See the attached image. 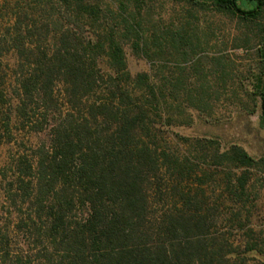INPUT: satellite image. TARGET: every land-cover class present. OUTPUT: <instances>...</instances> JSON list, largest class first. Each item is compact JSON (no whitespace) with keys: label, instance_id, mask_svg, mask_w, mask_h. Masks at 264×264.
I'll list each match as a JSON object with an SVG mask.
<instances>
[{"label":"trees","instance_id":"16d2710c","mask_svg":"<svg viewBox=\"0 0 264 264\" xmlns=\"http://www.w3.org/2000/svg\"><path fill=\"white\" fill-rule=\"evenodd\" d=\"M139 1H1L0 20L9 25L0 28V55L10 52L18 67L14 120L48 128L47 144L13 163L7 198L14 206L26 199L30 209L17 224L41 244L42 264H228L230 258L244 264L246 253L264 252L260 233L244 229L251 172L264 170V158L236 143L222 149L215 139L178 132L186 150L160 143L155 117L161 122L160 112L167 113L160 124L171 125L167 98L188 96L189 89L181 75L172 82L152 80L149 71L132 74L125 47L152 67L154 58L186 56L194 46L169 35V45L154 36L148 43ZM190 1L264 22V0ZM259 44L252 95L264 126V36ZM2 84L0 77V106L7 102ZM207 184L240 206L225 218L229 229L242 231L236 247L210 235L216 207L207 200ZM6 238L0 234V264L13 261Z\"/></svg>","mask_w":264,"mask_h":264},{"label":"rangeland","instance_id":"374dc122","mask_svg":"<svg viewBox=\"0 0 264 264\" xmlns=\"http://www.w3.org/2000/svg\"><path fill=\"white\" fill-rule=\"evenodd\" d=\"M13 1L9 0V5ZM139 4L137 19L148 43L154 36L159 43L169 45L166 39L170 36L176 39L182 36L185 45L194 46V50H189L186 56L163 54L154 58L152 67L125 47L128 69L132 74L149 71L152 80L166 77L172 82L181 75L182 87L185 85L189 89L188 96L179 92L177 98H167L169 115L173 117L171 125L160 124L165 121L167 113L160 112L163 118L161 122L155 117V129L163 136L160 143L171 149L181 147L186 150L187 146L179 144L173 134L178 132L191 138L215 139L222 149L236 143L255 159L264 158V126L260 121L259 100L252 95L254 74L260 63L257 49L264 36V22L259 19L244 20L238 15L226 14L210 5L190 0H140ZM6 25H9V19L0 20L1 29ZM16 63L10 52L4 51L0 55V77L7 99L6 104L0 106V234L7 233L9 254L13 260L3 264L16 263L20 255L23 261H27L26 264H42L37 262L45 252L41 244H36L24 226L19 228L17 224L20 216L27 217L30 212L29 201L25 199L24 204L17 202L20 206H14L6 192L13 178L14 160L19 155L31 159L38 145L47 144L48 141V128L33 130L30 124L24 122L22 125V122L14 120L12 110L16 100L11 92L14 72L18 69ZM56 94V103L61 107V96ZM5 115L10 117L4 119ZM8 119L6 130L4 122ZM213 172H216L217 181L221 173L218 170ZM250 177L245 204L250 216L244 229H251L255 235L260 233L264 241V170L252 171ZM215 184L204 185L208 202L216 207L210 235L226 236L236 247L242 231L235 227L229 229V222L225 218L240 206L228 200L225 202L224 197H220L221 187ZM242 249L240 246L236 253ZM245 256L244 264L264 261V252H250ZM230 259L228 264L234 262L233 258Z\"/></svg>","mask_w":264,"mask_h":264}]
</instances>
